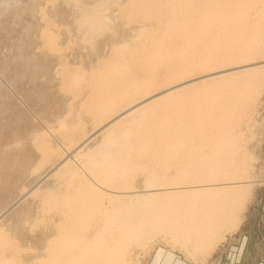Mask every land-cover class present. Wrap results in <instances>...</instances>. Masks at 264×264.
<instances>
[{"label":"rangeland","instance_id":"374dc122","mask_svg":"<svg viewBox=\"0 0 264 264\" xmlns=\"http://www.w3.org/2000/svg\"><path fill=\"white\" fill-rule=\"evenodd\" d=\"M91 1L96 0H86V2L89 3H91ZM97 1L101 2L102 0ZM129 1L130 0H103V3L108 2V4L104 3V7L106 6L105 14L107 13L105 17L110 16L109 14L111 13L113 17L110 16L108 18H113V20L110 21L114 22L115 20V24L112 22L114 25H111V28L109 29L106 28L108 29L107 31L106 29H101V33L96 32L99 30L96 29V31H94L95 29L93 30L91 28L93 36L90 33L87 34V32H90L91 30L90 28L87 30V28L90 27L89 25L92 21H90L89 25L86 24L88 26L87 28L85 27L86 25H82V27L80 26L81 19L79 20V14L82 11L81 9L80 12L77 10H79L81 6H78L77 9L75 5L73 6L70 3H73L74 1L0 0V232L2 237H5V239L8 240V247H11L9 248L10 251L9 249H7L8 251L6 250L4 256L6 259L4 261L5 264L6 261L8 264V260H14V263L17 261L16 264H42L40 262L47 259L48 253L46 251L49 245L56 241V238L61 236L62 231L67 227L66 224L69 225L71 221L69 212L65 208V201L74 196L76 187H79L78 183L80 179L89 176L88 179L84 180H88L89 184H92L97 188L99 187L98 190L101 194L100 199L103 201L100 200V206L101 204L102 207L105 205L104 208L107 207L106 211H109L108 213L112 212L114 209L111 208L116 207L117 204L124 209L126 208L125 210H128V207L131 212L136 210L135 212L140 213L144 207L143 204L146 203V201H135L134 204V201H131L133 195H145L148 191H163L160 187L168 188L170 186V183L168 185L166 184L167 180L165 179H169V182L170 180H175V178H170L168 175L173 174L172 176H176V173L182 172L180 169L186 170L188 166V168L193 166L190 161L192 153L194 152H191L190 154V150L186 151L188 153H186L185 150H182L183 157L178 155L175 156L173 151H169L173 154L168 153L167 157H174L176 159L170 158L172 163L170 164V162H168V164L174 165L175 163H178V165L176 164L174 166H177L178 169L180 168L179 170L177 167L176 170L174 166H169L165 161L164 163H162L163 161L160 163L158 162V165L154 164L156 161L155 158H157L158 161L162 160L156 156L153 163H150V161H153L154 159L151 158V156L149 157V155L148 157H145L146 155L141 156L140 154V157L138 158L139 154L137 155V152L133 151L134 137L132 136L133 138H129L128 141L121 140L123 138L122 129H126L128 123H137L138 118L134 119L135 116L130 118L128 115L126 116V114H122L124 110H121L122 112H115L113 113L114 115L110 114V116H104L103 113V115L98 113L101 111V109H99V103L106 99L105 96L107 93L103 94V92L100 91H102V88L105 86L103 83L108 81V79H106L107 73L110 71L115 72L120 68L123 69V66L120 65L121 60L118 61L113 58V56L126 44V47L122 49L125 50L122 61L126 60L128 58L127 52L131 51L133 45L148 43L150 38V34L148 37L145 35L139 43V40L135 38V40H133L132 36L136 33L141 34L142 32L144 35L145 31L147 33L152 27L158 25V21L153 19L152 16L156 9L160 10L162 8L161 0H154L155 4L153 6L149 5V16L144 19L132 16ZM119 3H125L127 9L123 11L124 4L121 6ZM169 4L170 2L168 1V6ZM121 7L123 9H121L122 11L120 10ZM139 29L141 31H139ZM151 31L153 32L152 34H156L157 36L162 33V29L161 31L156 30L157 32H155V29H152ZM51 43H53V45ZM262 43L258 44L255 47V50H252V55L249 54V57L240 61V63L229 64V69L225 70V72L218 73L219 75L217 74L215 78L212 74L210 76H196L190 81H181V84H179V82H176V84L174 83L173 85L170 84V86H172L170 87L168 85L167 92H162V94L160 93L159 95L151 97L152 99L161 95H166L167 101L171 102L172 100V102H178L181 98L184 99V97L192 91V93L198 91L199 93H203L202 90L204 91L205 89V91L209 92L214 86L221 87L222 84L224 86L225 81L228 80V82H230V79L231 81H234L232 79H237L238 81L240 79L248 80L246 83H248L250 79L251 83L250 85H247L249 91L247 90V95L245 94L244 97H242L244 100L242 99L240 104V108H244L242 109L243 114L241 112L237 118L230 120L229 127L223 126L225 133L222 134L221 132L220 138L218 133H216V135L218 134V137L215 136L218 141L220 139V142L229 141L226 142L227 144L222 142V145H215L224 146L225 150L222 147L223 152L225 151V154H230L233 158L228 159L229 161L227 163L226 159L224 160L222 158V154L224 155V153H220L221 155L216 154L218 159H223L225 163L223 160H221L223 163L220 161L221 164H217L219 161H215L214 164L217 165V170L215 169L214 172L210 173V175H213V173L215 175L210 176L213 180L210 182H205V180L203 183L202 181L201 183L199 182L202 186L208 182L210 185L212 182V187L208 186V184H206L207 186H203L210 188V190L207 191V194L210 196L212 195L211 193H213V190L215 193H213V195L219 199L222 196L220 193L222 190H225L228 193L225 194V191H222L223 196L220 200H223V203L226 202L224 204L228 207V210H226V207L224 210H226V212L230 210V212H227L228 214L224 212L225 214H222L224 216L221 215V217L218 215L219 217L217 219L222 225L224 224V226H227L229 223V226L221 227V224L218 223L217 226L219 227L220 225L221 227V229L217 227L218 230H215L216 225L213 226V228L215 227L214 231L216 232L213 233V231L212 234L215 236L211 234L213 236L211 237L209 232L207 234L208 236L206 235L205 237V239L207 238L211 244L209 241V244H205L203 241V243L201 242V245H199L197 244L199 242L197 241L196 243V239L194 240V237H192L188 231H184V233L186 232L192 237L190 240L191 244H188V246L187 242H185V239L188 238H184L185 236H182L183 233L179 232L180 237H183H181L182 241L180 240L181 238L175 239L178 230L174 232V234L171 232L169 234L172 227H170V229L168 227V231L167 227H165V229L161 228L162 230L158 227L156 228V233V229L153 232H150V228L146 226V229V224L144 225L142 222L138 227H143L145 232H142L146 235L142 234L138 242L133 241L134 244L131 242L130 249L128 248L129 253L127 252L128 254L126 253L125 257L127 258L126 264H165L167 262H164L165 258H167V260L170 259L168 255L176 256L179 260V264H264V43ZM127 71L128 70H125V72ZM142 74L138 76L140 79L142 77L144 78L146 75ZM243 75H246L245 79ZM130 76L127 74L128 79L124 78V80L134 82L130 79ZM218 77H223L220 78L222 81L226 80L221 84L222 81H217ZM211 78L212 81L215 79V84L218 82L220 85L217 84L219 85L217 86L210 82ZM237 80H235V82H237ZM208 81L210 84H207ZM74 82H77L80 87L78 86L79 89L77 87L75 91H72L68 85L70 83L73 84ZM211 83L214 86H210ZM135 85L137 86L138 84L135 83ZM96 86H101L100 90H95ZM149 87L150 84L145 83V89L147 90ZM210 87L212 88L210 89ZM201 88L202 90H200ZM227 90L230 89L226 87V91ZM186 91L188 92L187 95ZM251 91L253 93H250ZM96 92L97 94H95ZM98 92L102 93L103 97L98 95L100 94ZM136 92L133 90V93L135 94L132 95V93H130V96H133L131 99L129 95L127 96L129 97V102L131 100L134 105H132V102H126V104L123 103L124 106L122 105L121 109H125L126 111L127 105L128 107L130 105L133 107L141 106L143 103L145 104L146 102H142L141 98L143 101H146L144 99L149 97L150 95L147 96V94H150L152 91H142L143 94L140 95L137 92L139 96H137ZM142 92L140 91L139 93ZM217 92H221L219 88L217 89ZM111 93L113 94V91H111ZM167 93L169 95H167ZM118 94L119 93L115 95ZM145 94L147 97L142 96ZM151 94H155V91ZM95 96H97V98ZM97 99L100 102H98ZM148 101L149 100H147V102ZM96 102L97 106H95ZM153 109V106L146 108V110H149L150 112H152ZM119 113L125 115L126 119L121 115L119 116ZM114 117L116 118L115 121ZM112 119L115 125L120 119V121L117 122V124L119 123L118 127L117 125L114 126ZM124 122L127 124H124ZM108 124L111 126H108ZM122 124L126 127L124 126L125 128H122V126H120ZM131 124L128 126H134ZM112 125L114 128H112ZM223 125H225V123ZM106 128L111 133L109 131L106 132ZM118 128H120L122 132ZM104 129H106V131ZM226 133H229L230 135ZM116 135L117 138H115ZM225 135L227 137H224ZM118 136L120 139H118ZM199 137L195 138V141H191L196 148V150L193 148L192 151H196L198 154L200 148V150L210 148L206 151L211 153L212 149L215 148V145L207 146V148L203 147L205 145L199 147L202 143H206L205 141H209V139L207 140L206 138H204V141L202 137L200 139L201 141H199ZM185 139L187 140V138ZM186 140H179L177 142L182 143V141ZM173 142H175V140ZM187 142L190 143V140L188 139ZM207 144L208 143H206V145ZM221 146H218L213 150L217 149L222 152V148H220ZM93 153L100 155V157L99 155L95 156V158L100 159L99 163L103 158L107 165L112 162V166L110 165L111 172L110 168L109 172L108 170H106V172L105 170L97 168L98 171L95 170L97 172H93V174L95 173L97 175L94 174L93 176V174L88 173V171L91 172L89 167L86 166L89 165L86 164L88 161L85 163L86 159L83 161L81 158L85 155L93 156ZM182 153L180 152L179 155ZM185 153L191 155L189 156L190 158L185 155ZM219 155L222 157H219ZM184 156H186L187 159ZM167 157L164 159L170 161ZM204 157L205 156H203V159ZM173 159L176 162L172 161ZM178 159H183L185 162L180 160L179 165ZM103 160L101 162L104 164ZM185 163L190 165L186 164V167ZM116 164L120 166L118 168L120 171L116 169ZM161 164H165L163 165L164 168L169 170L161 168V170L165 171H161L165 173H163L164 176L161 175L164 179L162 177V179L159 178L160 170L159 172H157L158 169L154 170L160 168ZM155 165H157V167ZM194 165V168H196V166L198 167L197 164ZM230 165L234 168L232 169ZM99 166L101 165H98V167ZM113 166L115 167V171L112 169ZM170 167L174 168V171ZM193 167L190 168V170L194 169ZM225 167L228 169H225ZM223 168L226 171L223 170ZM151 169L153 171H151ZM100 170L101 174L99 172ZM185 170L183 172L187 171ZM166 171L168 174H166ZM169 172H171V174H169ZM109 173H112V176ZM182 173L179 175H182ZM187 173L188 172L185 174ZM227 173H231L232 177L231 175H226ZM107 174L112 178H107L109 176ZM150 174L153 175L150 176ZM155 174H158L159 176L156 175V177ZM105 175H107V177ZM225 175L228 178V181L230 180L229 177L232 179L227 182ZM187 176H190V174ZM92 177H97L96 180L100 183L96 182L95 179V182H93ZM99 177L101 178L99 179ZM145 177H149V179L146 180ZM150 177H154L153 180L152 178L150 180ZM105 178L109 180L107 181ZM215 178L219 179L216 181ZM126 179L127 182L125 181ZM158 179L160 181H165L159 182ZM149 180L150 182H148ZM222 180L227 184L223 183ZM91 181L93 183H90ZM115 182L116 184H114ZM97 183L98 185H95ZM159 183H164L165 185L163 186ZM100 184H104L105 187L104 185L100 186ZM150 184V187L146 186ZM121 186L125 189L128 188V190L126 191ZM145 186V189L149 188L146 190V193H144ZM153 186L160 187L159 189H156ZM120 187L122 190L119 189ZM234 187H238V189H235ZM115 188L122 192L125 190L123 192L124 194L119 190V192L116 191ZM137 189H140V191ZM132 190L135 191L132 192ZM141 190H144V192ZM207 194L205 195L207 196ZM224 194L230 197L228 198L227 196L226 198L232 204L225 201L226 198ZM205 195L204 197H206ZM233 195L236 199L233 198ZM130 196L131 199H128ZM210 196H207L206 200L209 201L211 198L210 200L213 205L215 204L214 206H216L219 199H216V197L213 199L212 196ZM129 203L139 205V207L136 206L140 211L136 209V206L134 208L133 205ZM208 204L210 206L212 205L211 203ZM111 205H113V207ZM125 205L127 207H125ZM130 205L132 207H130ZM213 205L212 207H214ZM122 208L120 207L121 210ZM232 210H234L233 213ZM103 211H105V209ZM100 213H98L100 216L98 215L94 222L92 221L93 224L90 222L92 225L90 224L91 230L88 234L91 235V237H96L97 235L100 236L101 234L98 233H102L101 225L103 223V215L101 216ZM225 215H227V217H225ZM130 217H128V219ZM135 217L136 216L133 215L132 219ZM222 217H225L223 222L221 221L223 220ZM132 219L130 218L129 220ZM185 219L189 221L188 218ZM99 227L100 229H98ZM185 228L186 226L183 227V229ZM140 229L141 228H139V230ZM175 233L177 234L175 235ZM211 238L213 239L211 240ZM51 239H53V241ZM214 239L216 242L213 243L214 245L212 246V241Z\"/></svg>","mask_w":264,"mask_h":264},{"label":"bare ground","instance_id":"6f19581e","mask_svg":"<svg viewBox=\"0 0 264 264\" xmlns=\"http://www.w3.org/2000/svg\"><path fill=\"white\" fill-rule=\"evenodd\" d=\"M71 1H74L73 3L72 2H70V3L73 6L75 5V7H77V9H78V6L79 7L81 6L79 8V10H77L80 12V9H81V11H82L79 14L80 15L79 20L81 19V21H80L81 27H82V25H86V24L89 25L90 21H92L89 25L90 27H88L87 25L85 26L86 28L88 27L87 30H89V28L90 29L92 28L93 30L95 29L94 31H96V29H97L99 31H96V32H100L101 29H106V28L109 29V28H111V25L115 24L114 23L115 20H114V22L112 21L114 24L110 21V20H113V18L112 19L108 18L110 16L113 17V15H111V13L110 14L108 13L110 16L105 17V15H107V13L105 14L106 6L104 7L105 2L103 3L102 2L103 0L101 2H98L97 0L91 1V3L86 2V0H71ZM168 1L170 2L169 6H168ZM168 1L167 0H161L160 2H161L162 8L160 10L156 9L155 12L153 13V16H152L153 19L158 21V23H157L158 25L156 27H152L149 30V32H147V33L145 31L144 35L142 34L143 32L141 34L136 33L134 35L132 34L133 36L131 35L133 40L138 39L139 43H140L142 37H144L145 35L148 37V35L150 34L149 35L150 38H149L148 43L133 45V48L131 49V51L127 52L128 58L124 61H122V58H123V55L125 53V50H122V49H124V47H126V44H125V46L123 45L124 47H121L120 51H118L117 53L115 52L116 54L113 56V58H115L118 61L121 60L120 65L123 66V69L120 68L115 72L110 71L109 73H107L106 79H108V81H106V83H103L105 86L102 88V91H100V92H103V94L107 93L105 96L106 99L104 98L105 100L104 101L102 100V102L99 103V106H100L99 109H101L102 112L100 111L98 113H101V114L103 113L104 116H107V115L110 116V114L124 110L123 112L121 111L122 114H126V116L128 115V117H130V118L133 116H135L134 119L138 118L137 123L136 122L132 123L134 125L132 127L128 126L131 123L127 124L124 122V124H127V128L124 130L122 129V131H123L122 137L123 138L121 139L123 141H128L129 138H131L132 136L134 137V138L132 137L133 139H135L133 151H136L137 155L139 154L138 158L140 157V154H141V156L146 155L145 157H148V155H149V157L151 156V158H153V159L156 156L158 158H161L162 160L158 161V159L155 158L156 161L154 159L153 161H150V163H153L155 161L154 164H157L158 162L160 163L161 161H163L162 163H164V161H165V162H167V164H168V162H170V164H171L172 162H171L170 158H174V157H167L168 153H170V154L172 153V152H169L170 150L174 152L175 156L178 155L181 157H183L182 150H185V152L190 150V152H189L190 154H191V152L195 153V154L192 153V157H193V155H194V157L193 158L191 157V161L189 159L190 158L189 156H191V155L186 154L188 152H186L185 155H187L189 157L188 159L193 166H195L194 164L198 165V167L196 166V168H194L193 166H191L190 168L193 167L194 169H197V170L191 169L192 170L191 171L190 168H188L189 166L187 167V165H190V164L185 163V165L187 164L186 165L187 171L185 169L184 170L188 173L185 174L186 172H183L184 170H182L180 168L179 169L184 173L183 174L181 172L182 175H179L181 173H176V176L175 175L172 176L173 175V174H171L172 171L169 172V174H171V175H168V177L175 178V180L173 179V180H170V182H169V179H165V180H167L166 181L167 183L166 182H164V183H166L167 185L170 183L169 184L170 186L168 188H164V187L161 188L159 186L160 189H162L163 191H161V190H159V192H149L148 191V193H146V190H148L149 188L148 187H147L148 189H145V188H146V186L150 187L151 186V184H150V185H146L144 187L145 192H144V190H141L144 193H146L145 195H141L140 193H139L140 194L139 196L137 194H136L137 196L133 195L134 197L131 195L132 199H131V196L128 199H131V201H134V204H135V201H139V202L140 201H146V203L143 204L144 207H143L142 211H140V209L139 210L137 209L139 207V205L136 204L138 206L137 207L136 205H133V203L132 204L129 203V204L133 205L134 208L136 206V209L138 211H140V213L135 212L136 211L135 209H134L135 210L134 212H131V210H129V208L126 205H125V207H127L128 210H125L126 208L124 209V208H122V206H120L118 204L116 205V207L111 208V209H114L112 212L108 213L109 211L108 212L106 211L107 207L104 208L105 205H104V207H102V204L100 206V200H101L100 195L101 194L99 193L100 191L98 190L99 187L97 188V187L93 186L92 184H89L88 180H87L88 182L86 180H84V179H88L89 176L87 178L80 179V181L78 183L79 185L77 184L79 187H76V191L74 192V196L71 199L65 201V203H66L65 208L69 212V215L71 217L70 218L71 221H70L69 225L66 224L67 227L65 228V230L62 231V234L60 232L61 236L59 235L60 236L59 238H56V239L54 238L56 241L52 242L49 245V247L46 251L48 253L47 259H45L43 261L41 260L42 262H40V263H42V264H126L127 258H125V257H126V253L129 251L128 248L131 246V242L132 243H133V241L138 242V240L142 234L146 235L145 233L142 232V231H144V228L138 227V225L140 226L141 225L140 223H142V222L144 223V225L146 224L145 227L148 226L150 228V229L148 228L150 232L151 231L153 232L158 227L160 229L161 228L165 229V227H167V231L170 229V227H172L171 229L173 231L170 230L169 234H170V232L172 234H174V232H176L178 230L177 233L179 234V236L177 233H175V235L177 234V236H178L177 237L174 235L176 237L175 239H179L182 236L183 237L185 236L184 238H188V239H185V242H187V245L191 244L190 240L192 239V237H194V240L196 239V243H197V241L199 242V243H197L199 245H201V242L203 243V241L205 244H207L209 240H207V238L205 239L206 235L209 232L211 235L212 232L214 231L215 227H216L215 230H218V228L221 229V227L224 226V224L222 225L218 221L217 218L219 216L221 217V215L225 214L224 212H226V210H228V207H226L224 204L226 202L223 203V200H220V199H222L223 192L225 190H222L223 192L222 191L220 192L222 194L220 199L218 197L214 196L213 195L214 190L212 191L213 192V193H211L212 198L214 199V197H216V199L217 198L219 199L218 201L216 200L218 203L216 204V206H214L215 204L213 205L212 201L210 200L211 196L207 194V191H209L210 188L206 187L207 186L206 184H208L211 180H213V178L211 179L210 176H215L214 173H213V175H210V173L214 172L215 169L217 170V165L214 164L215 161H219L218 163L217 162L216 163L221 164V162H222L221 160L226 159V162L228 163V161H229L228 159L233 158V156H231L230 154H225L224 153L225 151L223 152L224 146H221V145H222V142H224V141L220 142V139L218 141L217 138H215V136L218 137L217 135L219 134V138H220L221 132H222V134L225 133L223 128L225 126L229 127L228 126L229 121L232 120L233 118H237V116H239L241 114L242 109H244V108L241 109L240 104H241V101L243 99L242 97H244V95L246 94V92L248 90L247 85L248 84L250 85V83H251L250 79H249L248 83H246L248 80H243V79H240L241 82H240V80L238 81L237 79H232L234 81H231V79H230V82H228V80L225 81L226 80L225 79L224 80L225 84L223 86L222 83L224 81H222V79H220L223 77H218L219 79L217 78V81H219V80H220L219 82L222 81L221 82L222 86L221 87H215L212 84V83L215 84V82H214L215 79L212 81V78H211L210 82H212V83L210 86H212V85L214 86L212 90H210V91L208 90L209 92H207L202 87L204 89V91L202 90V88L200 90H202L203 93H199V91L196 93H192L193 92L192 91L191 93L189 92V94H188V92L186 91L187 92L186 95L187 94L188 95L186 97H184V99L181 98L180 101H178V102H176V101L172 102V100H171V102L167 101L166 95H161L157 98H152V99H151V97L159 95L160 93L162 94V92L163 93L167 92L168 85L170 86V84L173 85L174 83L176 84V82H179V84H181L182 82H187V81L194 79V77H196V76L197 77L200 75L201 76H210L212 74L213 77L215 78L218 73L225 72V70H228L229 64L240 63V61H243V60H245V58L249 57L248 55L253 53L252 50L253 49L255 50V47L258 44L262 43V41L264 40V0H168ZM86 3H88V4H86ZM129 3H130L129 6L131 9L132 16L133 17H139V19L147 18L149 16V13H150L149 5L153 6L155 4L154 0H130ZM105 4H108V2H106ZM120 4L121 3H119V5ZM122 4H124V7H123L124 10L122 9V7L120 8V10L122 9L123 11H125L127 9V5H125V3H122ZM122 4H121V6H123ZM107 7H108V5H107ZM92 29L90 30V32H87V34L88 33L92 34L93 33ZM108 29H106V31ZM152 29H155V32H157L158 30L161 31V29H162V31H161L162 33L160 32L161 34H159V36H157L155 34L156 35L155 36L154 34H152L153 33L151 31ZM139 31H141V30L139 29ZM142 31H143V28H142ZM137 32H138V30H137ZM111 33H112V31H111ZM52 41H54V40H52ZM263 43H264V41H263ZM51 44L53 45V43H51ZM263 47H264V45H263ZM254 55H256V54H254ZM238 67H240V66H238ZM125 70H128V71L125 72ZM127 74L129 76L131 75L130 76L131 78L130 77L129 78L131 80H133L134 82L124 80V78L128 79ZM141 74L142 75L146 74V75L144 76V78L142 77L140 79L138 76ZM124 76H126V77H124ZM245 76H244V79H245ZM227 79H229V78H227ZM235 80H237V82H235ZM256 81H258V80H256ZM210 82L208 81L207 84H210ZM135 83L138 85L136 86ZM145 83L150 84V87L147 90L145 89ZM217 84L220 85V83L216 82L215 85H217ZM219 85H217V86H219ZM78 86H79V84L77 82H74L73 84L70 83L68 85V87L72 91L73 90L75 91ZM258 86H259V83H258ZM79 87H78V89H79ZM170 87H169V90H170ZM226 87L230 90L226 91ZM100 88H101V86H96L95 90H97V89L100 90ZM211 88L212 87H210V89ZM216 88L217 89L219 88L221 92H217ZM133 90H134V92L137 91L139 95L143 94V92H146V91H149V92L152 91L151 93H154V91H155V94H151V93L147 94L146 93L147 96L150 95L149 96L150 98L147 97L146 94L142 95V96L147 97L144 99L146 101H143L141 98V101L146 102V103L145 104L143 103V105L141 104V106L139 105V106L131 107L134 104L131 100L129 102V97H127V96L128 95L130 96L131 95L130 93H132V95L135 94V93H133ZM111 91H113V94L111 93ZM140 91L141 92L143 91V92L139 93ZM252 91L250 93H253ZM100 92H98V93H100ZM137 92H136V94H137ZM117 93H119V94L115 95ZM95 94H97V92ZM138 94H137V96H139ZM98 95H101L103 97L102 93H100ZM167 95H169V94L167 93ZM217 96H219V97H217ZM95 97L97 98V96H95ZM135 97H134V99H135ZM131 98H133V96L132 97L130 96V99ZM98 99H97V101H98ZM147 100H149V101L147 102ZM98 102H100V101H98ZM126 102L127 103L132 102V105L129 106L131 108H129L127 105L128 109L126 107V111H125V109H121V106L123 105V103L126 104ZM95 106H97V102H96ZM152 106L154 107V109L152 110V112H150L149 110H148L149 111L148 112L146 110V108L147 107L149 108ZM242 106H243V104H242ZM244 107H246V106H244ZM240 109H241V111H240ZM245 112H247V111H245ZM122 114L119 113V116L121 115V116L125 117L124 119H126V116L122 115ZM242 114H243V112H242ZM115 119L116 118L114 117V121H115ZM120 119H119V121H120ZM112 121H113V119H112ZM114 121H113V123H114ZM119 121H117V122H119ZM117 122H116V125L118 127L119 123L117 124ZM223 122L225 123V125H223L224 124ZM238 123H240V122H238ZM124 124H122L120 126H122V128H123L125 126ZM109 125L110 124H108V126ZM116 125L114 123V126H116ZM231 125H232V123H231ZM233 125H234V123H233ZM114 126L112 125V128H114ZM109 128H111V127H109ZM120 128H118V129L121 131ZM106 129H104V130L106 131ZM108 131L109 130L107 129L106 132H108ZM216 133H218V134L216 135ZM226 134H229V133H226ZM199 136H201L203 140H204V138H206L207 140L209 139V141H210V142L209 141L207 142L204 140L208 144L206 145V143H204V144L202 143V145H199V147L205 145L203 147L207 148V146H210V145L212 146L213 144L214 145L215 144H221V145H215V148H217L218 146H221L220 148L223 147L222 152L217 150V149H216L217 151L213 150V149H215V148H213L214 146L212 147L213 149H212L211 153L206 151V150H209L210 148L205 149V150H200L201 149L200 148L198 151V154L196 151H192L193 148H194V150H196V148L194 147L195 145H193L194 143L191 141H195V138H198ZM201 137H199V141H201L200 140ZM207 137H209V138H207ZM224 137H227V136L225 135ZM224 137H222V138H224ZM115 138H117V135ZM185 138H187V140L189 139L190 143L187 142V140ZM118 139H120L119 136H118ZM174 140H175V142H173ZM179 140L180 141L186 140V141H182V143H180V142H177ZM199 141H198V143H199ZM204 141H202V142H204ZM225 141H226V138H225ZM226 142H229V141L227 140ZM226 142H224V143L227 144ZM225 146H227V145H225ZM224 150H225V148H224ZM178 152L179 153L181 152L182 154L179 155ZM220 153H224V155L222 154L223 157L220 156L221 155ZM216 154H220L219 157H222L223 159L219 160ZM97 155H99V154L93 153V156H90V155L86 156L85 155L81 158L83 161L86 159L85 163L87 161L90 162V163H88V162L86 163L89 165L85 164L87 167H89V169L92 172L91 173L90 171H88V173L93 174V172L95 170H97V168H99L101 170H105V171L108 170V172H109V168H110V172H111L110 165L112 162L111 161H110L111 163L108 162L109 163L108 164L109 166H108L107 164H105V162L103 160L104 158H103L102 160H103L104 164L101 162L102 160L99 163L100 159L95 158V156H97ZM203 156H205L204 159H203ZM99 157H100V155H99ZM165 157L169 158L170 161H168V160L166 161ZM184 157H186V156H184ZM142 158H140V159H142ZM174 159H176V158H174ZM174 159L172 161H175ZM183 159H185V158H183ZM186 159H187V157H186ZM180 160L178 159L179 165H180ZM115 163H113V164H115ZM224 163H225V161H224ZM118 164H116V166H117L116 169H118L120 167V166H118ZM165 164H163V165H165ZM176 164L178 165V163H175L174 165H176ZM85 165H84V167H85ZM98 165H101V166L98 167ZM157 165H155V166L157 167ZM161 165H160V168H156V169L152 168L154 170L158 169L157 172H159V170H160V174H159L160 177L159 178H161V177L163 178V176H164L163 173L165 172L164 170H161V168L162 169L164 168V166L162 165V167H161ZM168 165H167V167H168ZM174 165L172 164L169 166L173 167ZM181 165L184 166L183 164H181ZM226 165H228V164H226ZM231 165H230V167H231ZM174 167L176 169L177 166H174ZM218 167H219V165H218ZM221 167H222V165H221ZM114 168L115 167L113 166L112 169L115 171ZM183 168H185V167H183ZM226 168L227 167H225V169ZM231 168L233 169L234 167H231ZM152 169H151V171H153ZM171 169L174 171V168H171ZM177 169H178V167H177ZM219 169H220V167H219ZM225 169L223 168V170H225ZM101 170L99 171L100 174H101ZM165 170H168V169L166 168ZM97 171H95V172H97ZM161 171H164V172H161ZM149 172H150V170H149ZM112 173H109V174L111 175ZM152 173H154V172H152ZM94 174H93V176H94ZM109 174H107V175H109ZM166 174H168L167 171H166ZM189 174H190V176H187ZM95 175H97V174H95ZM107 175H105V176L107 177ZM110 175L107 178H110ZM113 175H114V173H113ZM115 175H116V173H115ZM151 175H153V174H150V176ZM156 175H158V174H155V176ZM161 175H163V176H161ZM226 175L230 176L231 173H229V174L227 173ZM226 175H225V178L227 179V182H229L232 178L229 177L230 180L228 181V178L226 177ZM101 177H99V179ZM117 177H118V175H117ZM222 177H223V175H222ZM231 177H232V175H231ZM96 178L92 179L93 182H95L94 179L96 180ZM151 178L153 180L154 177H150V180H151ZM147 179H149V177L146 178V180ZM217 179H219V178H217ZM217 179H216V181H217ZM105 180L108 181L109 179L105 178ZM150 180L148 182H150ZM165 180H161V181H165ZM204 180H205V182L209 181L208 183L203 184V186L206 185L205 186L206 188L199 184V182L201 183V181L203 183ZM125 181L127 182V179ZM161 181L159 180V182H161ZM219 181H221V180H219ZM93 182L91 181L90 183H93ZM96 182H99V181L96 180ZM103 182H105V181H103ZM110 182H111V180H110ZM222 182H223V180H222ZM164 183L163 184L159 183V184H162L164 186L165 185ZM223 183H226V182H223ZM114 184H116V182ZM95 185H98V183ZM103 185L104 184H102V185L100 184V186H103ZM211 185H212V182L210 185L208 184V186L212 187L213 185L212 186ZM222 185H224V184H222ZM104 187H105V185H104ZM121 187L123 189H125L123 186H121ZM121 187L119 188L120 190H122ZM130 187H131V185H130ZM153 187H155V186H153ZM159 187H155V188L159 189ZM216 187H218V186H216ZM238 187H234V188L238 189ZM100 188H103V187H100ZM218 188H220V187H218ZM118 190L116 189V191H118ZM125 190L127 191L128 188H126ZM125 190H123V192ZM137 190L140 191V189H137ZM134 191L132 190V192H134ZM120 192L123 193L122 191H120ZM226 193L227 192L225 191V194ZM236 193H234V194H236ZM205 194H207V196H210L208 198H210L209 201H211V202L206 200L207 196ZM225 194H224V196L226 198L228 195H225ZM204 195L206 197H204ZM45 197H47V196H45ZM228 198H230V197L228 196ZM233 198H235V196ZM128 199H127V201H128ZM103 200H105V199H103ZM113 201H115V200H113ZM125 201H126V199H125ZM131 201H129V202H131ZM219 201H221V202H219ZM225 201H228L227 198ZM228 202H227V204H228ZM112 203H114V202H112ZM118 203H120V202H118ZM208 203H211L214 207H212V205L210 206ZM229 203H231V202H229ZM131 205H130V207H132ZM45 206H47V205H45ZM111 206L113 207V205H111ZM120 207L122 208V210L120 209ZM225 207L227 208L226 210H224ZM104 209H105V211H103ZM233 211L234 210H232V213H233ZM227 212H230V210ZM98 213H100L101 216L103 215V218L101 217L103 220V223L101 225L102 233H100V232L98 233V234H101L100 236L97 235L96 237H91V235L88 234V232H90V230H91L90 229L91 228L90 222H92V221L94 222L95 218L99 215ZM133 215L136 217L132 219ZM222 216H224V215H222ZM128 217H130L132 220H129L130 218L128 219ZM225 217H227V215H225ZM225 217H222L223 218V220H221L222 222L224 221ZM101 218H98V219H101ZM185 218H188L189 221ZM180 219L181 220L184 219L185 222H184V220L181 221ZM229 219H230V217H229ZM178 221H180V222H178ZM227 221H228V219H227ZM93 222H92V224H93ZM218 223L221 224V227H220V225H219V227L217 226ZM231 223H232V221H231ZM228 224H227V226L226 225L225 226L228 227L229 226ZM64 225H65V223H64ZM185 226L187 228V229L185 228L186 230L183 229V227H185ZM213 226H215V227L213 228ZM230 226H231V224H230ZM168 227H169V229H168ZM139 228H141V229L139 230ZM98 229H100V227ZM146 229H147V227H146ZM182 229H183V232H182ZM94 230H96V229H94ZM156 231H157V229L155 230V233H156ZM184 231H186V232L188 231V233L192 237L188 233H186V232L184 233ZM146 232H148V231H146ZM179 232L183 233L184 235L182 234V236L180 237ZM215 232L216 231H214L213 233H215ZM185 234H187V235H185ZM212 235L215 236L214 234H212ZM212 235H211V237H213ZM2 238H4V239H2ZM143 238H144V236H143ZM182 238L180 239L181 241H182ZM212 239L213 238H211V240ZM51 240L53 241V239H51ZM183 241H184V239H183ZM215 242L216 241L214 239L212 241V246L214 245L213 243H215ZM210 244H211V242H210ZM8 245H9L8 240L5 239V237H2L1 232H0V264H5L4 261L6 259L4 258V256H5L6 250L11 248V247H8ZM193 245H194V243H193ZM203 246H204V244H203ZM9 251H10V249H9ZM8 261H9L8 264H16V262H17L16 260H15L16 261L15 263H14V260L13 261L8 260ZM6 264H7V261H6Z\"/></svg>","mask_w":264,"mask_h":264},{"label":"crops","instance_id":"0c3cea01","mask_svg":"<svg viewBox=\"0 0 264 264\" xmlns=\"http://www.w3.org/2000/svg\"><path fill=\"white\" fill-rule=\"evenodd\" d=\"M168 256H169L170 259L167 260V258H165V261L164 262L167 261L165 264H173V263L179 264V260L176 258V256H174V255H168Z\"/></svg>","mask_w":264,"mask_h":264}]
</instances>
